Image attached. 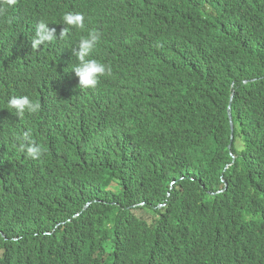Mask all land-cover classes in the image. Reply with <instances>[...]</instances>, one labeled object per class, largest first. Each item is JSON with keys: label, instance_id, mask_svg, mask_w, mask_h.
I'll use <instances>...</instances> for the list:
<instances>
[{"label": "trees", "instance_id": "1", "mask_svg": "<svg viewBox=\"0 0 264 264\" xmlns=\"http://www.w3.org/2000/svg\"><path fill=\"white\" fill-rule=\"evenodd\" d=\"M130 1L138 11L151 9L144 0ZM166 1L174 21L161 38L171 46L169 35L179 43V29L194 28L204 79L195 88V108L173 122L192 134L181 150L156 152L155 165L139 159L148 180L141 191L124 190L91 149L95 126L78 138L42 120L37 79L56 55V39L38 45L48 50L40 55L32 50L30 25L0 43V264H264V0ZM39 12L58 29L57 9ZM161 56L154 45L146 54L155 65ZM57 60L63 66L61 55ZM93 88L83 93L92 106L82 115L108 131L118 127L111 117L131 133L172 123L163 124L165 114L152 118L138 91ZM21 95L38 111L16 116L8 100ZM31 145L40 149L37 158L27 154ZM141 201L161 216L157 222L130 213ZM106 241L114 243L110 252Z\"/></svg>", "mask_w": 264, "mask_h": 264}, {"label": "clouds", "instance_id": "2", "mask_svg": "<svg viewBox=\"0 0 264 264\" xmlns=\"http://www.w3.org/2000/svg\"><path fill=\"white\" fill-rule=\"evenodd\" d=\"M144 3L151 9L138 11L130 0H0V43H11L14 41L12 36L19 35L30 25L35 27L31 47L34 51L42 50L40 55L48 50L37 46L56 39L52 47L56 55H50L46 67L39 69L41 76L37 79L42 87L37 100L45 111L42 120L52 127H62L67 133L75 131V134L79 133L76 134L78 138L89 134L90 125L95 126L88 144L104 156L105 164L113 170L111 174L124 190L136 188L141 191L148 187L147 177L138 166L140 158L159 164L156 152L181 150L185 139L192 135L173 122L179 114L195 108L198 95L195 88L204 79V56L194 28H180L179 43L173 34L169 35L173 45L168 46L161 38V29L167 22L174 21L169 17L172 4L166 0H144ZM39 7L59 11L58 29L49 28ZM196 23L197 26L198 21ZM57 44L60 47H56ZM152 45L162 52L158 65L146 57ZM180 50L182 55L173 56ZM58 55H61L63 66L58 65ZM102 83L126 92L138 91L152 118L165 114L167 118L163 124L172 123L159 129L140 127L131 133L115 120L119 117L111 119L122 131L116 126L114 131H108L97 119L86 120L82 112L92 105L83 93ZM232 99L233 93L229 104ZM39 104L26 95L12 96L8 100V106L16 116H23L26 111H38ZM229 118L232 129L230 113ZM57 142L66 144L64 139H57ZM26 151L32 158L40 155V149L35 145L27 146ZM113 183L117 184L116 181ZM169 184L175 185V180H169ZM143 204L144 201L132 204L130 213L146 223L157 222L161 216L147 212L142 208ZM88 205L89 202L83 209ZM165 206L166 201L157 204L158 208ZM139 209L150 213L152 219L148 221L137 216L134 211ZM105 244L110 252L113 241Z\"/></svg>", "mask_w": 264, "mask_h": 264}, {"label": "rangeland", "instance_id": "3", "mask_svg": "<svg viewBox=\"0 0 264 264\" xmlns=\"http://www.w3.org/2000/svg\"><path fill=\"white\" fill-rule=\"evenodd\" d=\"M134 213L137 215V216H140V217H143L145 219H148V221H150L152 219V216L150 215V213H146L142 210H135Z\"/></svg>", "mask_w": 264, "mask_h": 264}]
</instances>
